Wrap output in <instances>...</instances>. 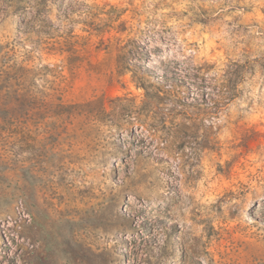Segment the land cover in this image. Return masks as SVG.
Wrapping results in <instances>:
<instances>
[{"label": "rangeland", "instance_id": "374dc122", "mask_svg": "<svg viewBox=\"0 0 264 264\" xmlns=\"http://www.w3.org/2000/svg\"><path fill=\"white\" fill-rule=\"evenodd\" d=\"M0 264H264V0H0Z\"/></svg>", "mask_w": 264, "mask_h": 264}]
</instances>
